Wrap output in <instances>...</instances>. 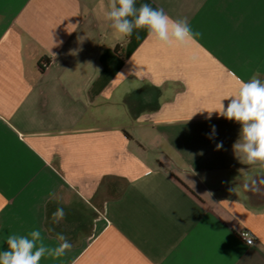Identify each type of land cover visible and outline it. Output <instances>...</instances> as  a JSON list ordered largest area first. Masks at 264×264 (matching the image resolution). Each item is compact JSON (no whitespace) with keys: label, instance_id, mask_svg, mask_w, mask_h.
<instances>
[{"label":"crops","instance_id":"obj_1","mask_svg":"<svg viewBox=\"0 0 264 264\" xmlns=\"http://www.w3.org/2000/svg\"><path fill=\"white\" fill-rule=\"evenodd\" d=\"M143 3L201 35L168 47L119 38L101 0H0V250L54 227L72 247L40 264H264V164L208 112L264 80V0Z\"/></svg>","mask_w":264,"mask_h":264},{"label":"clouds","instance_id":"obj_2","mask_svg":"<svg viewBox=\"0 0 264 264\" xmlns=\"http://www.w3.org/2000/svg\"><path fill=\"white\" fill-rule=\"evenodd\" d=\"M101 10L119 38H130L135 30L144 29L148 38L163 46L186 47L201 35L192 31L186 18L173 19L162 8H153L147 3L137 7L136 0H108L106 6L101 0ZM236 84V91L223 97L218 108L207 110L209 118L212 112H216L239 123L240 136L233 145L235 154H242L248 164H264V80L257 73L247 82L237 78ZM224 99L230 101L227 107L222 103ZM221 147L222 143L217 144L218 149ZM260 182L264 183V180ZM66 215L63 207H57L52 213L51 224L59 225ZM45 231L54 233L55 244L46 242L40 228L27 235H8L5 240L7 249L0 250V264H40L44 257L60 258L71 249V241L64 233L56 232L54 227ZM248 242L251 244V240Z\"/></svg>","mask_w":264,"mask_h":264},{"label":"built area","instance_id":"obj_3","mask_svg":"<svg viewBox=\"0 0 264 264\" xmlns=\"http://www.w3.org/2000/svg\"><path fill=\"white\" fill-rule=\"evenodd\" d=\"M46 64L43 63L41 65V67L43 68ZM238 237L241 239V241L247 245V246H250V245H253L254 242H255V237L254 235L252 234L251 231H249L248 229H241L239 232H238ZM249 240H251V244H249Z\"/></svg>","mask_w":264,"mask_h":264},{"label":"trees","instance_id":"obj_4","mask_svg":"<svg viewBox=\"0 0 264 264\" xmlns=\"http://www.w3.org/2000/svg\"><path fill=\"white\" fill-rule=\"evenodd\" d=\"M45 62V64H47L49 61L48 60H45L44 61ZM40 67V70L42 71V67L41 66H39ZM128 100H129V98L127 97V98H125V103H127L128 102Z\"/></svg>","mask_w":264,"mask_h":264}]
</instances>
